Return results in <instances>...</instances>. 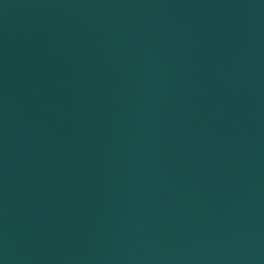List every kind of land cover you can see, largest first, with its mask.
Listing matches in <instances>:
<instances>
[{"label":"water","instance_id":"water-1","mask_svg":"<svg viewBox=\"0 0 264 264\" xmlns=\"http://www.w3.org/2000/svg\"><path fill=\"white\" fill-rule=\"evenodd\" d=\"M0 264H264V0H0Z\"/></svg>","mask_w":264,"mask_h":264}]
</instances>
